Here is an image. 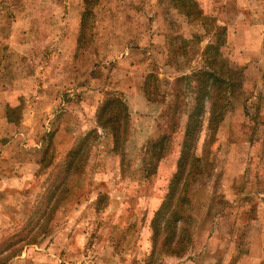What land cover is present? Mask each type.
Segmentation results:
<instances>
[{
  "label": "rangeland",
  "instance_id": "374dc122",
  "mask_svg": "<svg viewBox=\"0 0 264 264\" xmlns=\"http://www.w3.org/2000/svg\"><path fill=\"white\" fill-rule=\"evenodd\" d=\"M190 1L99 0L84 26L85 0H0V264H264V0ZM220 27L242 85L195 140L182 222L155 238ZM109 95L130 113L120 151L97 124ZM94 129L84 169L67 170Z\"/></svg>",
  "mask_w": 264,
  "mask_h": 264
},
{
  "label": "trees",
  "instance_id": "16d2710c",
  "mask_svg": "<svg viewBox=\"0 0 264 264\" xmlns=\"http://www.w3.org/2000/svg\"><path fill=\"white\" fill-rule=\"evenodd\" d=\"M98 1L99 0H85L86 14L83 19L84 26L86 25L88 14L90 12L94 13V8ZM180 1L183 4L191 2L190 0ZM188 5L190 11L196 9L195 4ZM225 32L226 28L220 27L218 33L219 38L216 37L215 41L208 44L204 50L203 55L205 56L206 61L205 67L193 73V79L197 83L195 89L196 94L192 101V107L188 112L186 135L183 142L181 157L179 159L178 171L174 175L171 183L172 186H170L172 193L170 191L168 199L162 203L153 218L152 223L155 238H158L160 232L165 231L166 227H169V224H171L174 229H177L182 222L183 215H181V210L177 204L179 196H175L174 191L180 182H184L189 176V170L187 171L186 166L191 162V158L193 157L195 140L198 138V135H200L199 133L203 128L205 120H207L208 126L212 130L217 128L224 112L223 107L225 106L219 101L222 92L230 90V92L233 93L242 85L243 80L241 78L240 70L234 68L233 65L229 63L221 50L226 43V38L224 37ZM188 79L189 78L186 75L182 76L178 79V83L180 84L183 81L184 88L190 89L191 82H189ZM96 117L98 128H101L106 136L112 138L115 151L123 149L130 119L129 109L125 100L116 95L107 96L98 108ZM98 133V130L94 129L82 136L76 147L67 154V159L64 161L67 170L74 168L76 171L81 172L84 169L88 156L87 154L91 147V136L95 135L93 138L97 140L99 138L100 140L101 136ZM166 141L167 138L163 139V142L155 143V146H158L160 143L163 145ZM160 152L161 151L155 153L158 160L163 156ZM51 195L53 194L51 193ZM51 195L50 201L46 203L44 209L45 216L47 215L48 217L43 215L44 217L42 216L40 218V222L38 221L31 231L24 237L23 243L25 246L37 244V242H40V240L44 238V236H40L42 233H45L46 223L50 222L51 215L58 207V202L55 201V198L53 199ZM175 250L176 249H173L172 252L177 253Z\"/></svg>",
  "mask_w": 264,
  "mask_h": 264
}]
</instances>
